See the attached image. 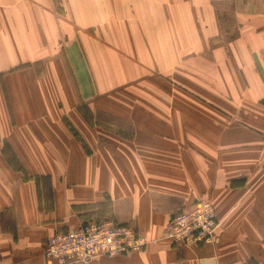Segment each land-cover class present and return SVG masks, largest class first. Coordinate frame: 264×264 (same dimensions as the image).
I'll list each match as a JSON object with an SVG mask.
<instances>
[{
  "label": "crops",
  "instance_id": "0c3cea01",
  "mask_svg": "<svg viewBox=\"0 0 264 264\" xmlns=\"http://www.w3.org/2000/svg\"><path fill=\"white\" fill-rule=\"evenodd\" d=\"M263 102L264 0H0V264L102 220L147 245L91 264H264Z\"/></svg>",
  "mask_w": 264,
  "mask_h": 264
},
{
  "label": "built area",
  "instance_id": "2783aa9c",
  "mask_svg": "<svg viewBox=\"0 0 264 264\" xmlns=\"http://www.w3.org/2000/svg\"><path fill=\"white\" fill-rule=\"evenodd\" d=\"M218 227L213 204L202 201L173 216L166 237L179 247L213 244ZM146 245V239L131 226L113 220L92 221L77 230L51 236L45 244L44 257L55 264H91L106 257L140 253Z\"/></svg>",
  "mask_w": 264,
  "mask_h": 264
},
{
  "label": "rangeland",
  "instance_id": "374dc122",
  "mask_svg": "<svg viewBox=\"0 0 264 264\" xmlns=\"http://www.w3.org/2000/svg\"><path fill=\"white\" fill-rule=\"evenodd\" d=\"M262 105H264V102ZM224 111H226L225 102L223 101V99L217 98L216 99V115H217L218 121L219 120L220 121H227V122L228 121L229 122L234 121L233 126H235V125H240L241 123H243L242 121H246L247 116H248L247 114H244V113L243 114H241V113H237V114L231 113L230 114L228 112L225 113ZM207 202H210V201H207ZM210 203H212V202H210Z\"/></svg>",
  "mask_w": 264,
  "mask_h": 264
}]
</instances>
